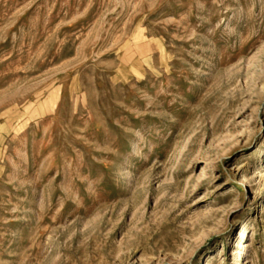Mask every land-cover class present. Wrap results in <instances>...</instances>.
<instances>
[{"label":"rangeland","instance_id":"374dc122","mask_svg":"<svg viewBox=\"0 0 264 264\" xmlns=\"http://www.w3.org/2000/svg\"><path fill=\"white\" fill-rule=\"evenodd\" d=\"M0 264H264V0H0Z\"/></svg>","mask_w":264,"mask_h":264}]
</instances>
